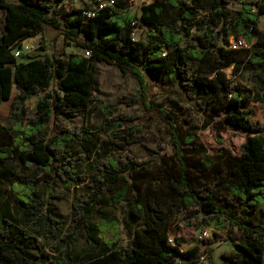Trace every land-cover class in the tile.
<instances>
[{"label":"trees","instance_id":"1","mask_svg":"<svg viewBox=\"0 0 264 264\" xmlns=\"http://www.w3.org/2000/svg\"><path fill=\"white\" fill-rule=\"evenodd\" d=\"M61 1L0 0V110L17 91L12 125L0 122V184L10 188L13 214L0 197V264H203L201 256L211 258V248L183 249L179 235L175 246L168 241L176 219L194 217L236 242L241 257L233 264H264V225L242 218L244 208L264 204V124L251 106L264 104V32L257 28L264 2L241 0L233 9L235 0H151L134 12L131 0H117L87 18L82 8L67 9ZM46 27L59 30L66 46L82 54L46 52ZM145 27L133 39L134 29ZM36 34L45 53L18 61L14 49ZM240 37L247 47L232 46ZM101 62L137 80L138 102L169 127L174 163L155 149L146 159L112 154L122 145L99 134L127 124L124 115L106 119V130L97 132L60 126L92 103ZM244 71L253 74L254 89L233 81ZM150 83L179 92L203 115L204 127L244 132L241 152L211 154L177 101L152 105ZM35 96V113L26 117L24 104ZM152 174L158 176L150 180ZM79 186L86 191L76 193L68 220L58 207L59 190ZM119 204L125 206L126 245L119 220L103 209ZM98 214L105 216L94 223ZM83 234L90 248L81 255L76 242Z\"/></svg>","mask_w":264,"mask_h":264},{"label":"rangeland","instance_id":"2","mask_svg":"<svg viewBox=\"0 0 264 264\" xmlns=\"http://www.w3.org/2000/svg\"><path fill=\"white\" fill-rule=\"evenodd\" d=\"M148 1L151 0H132L130 2V8L134 12H139L141 4ZM248 1L253 4L264 2V0ZM231 6L233 9H240L242 6L241 0H235ZM203 13L204 12H201V15ZM257 28L259 31L264 32V14L258 19ZM3 30L4 16L3 10L0 9V32H3ZM146 30V27L145 29H139L137 34L143 35ZM32 39L30 50L24 52L18 58V61H28L43 56L45 53L41 48V34H36ZM43 41L47 48L46 52L48 53H58L62 56H66L71 52L82 54V52L75 49V47L66 46L61 32L52 27H46L43 33ZM97 69L98 82L93 92L92 103L87 108H76L75 113L65 118L64 123L60 126L69 128L83 127L97 132V130H106L104 129V127H106L104 126L106 119L117 115H124L130 118L127 124L116 129H111L108 132L106 131V133L99 134L103 140L122 145L123 148L112 150V154L120 157L132 154L139 159H146L149 157L148 150L155 149L162 154L166 153L168 157L170 156V158L167 157V160L174 163V152L169 127L154 111L148 110L141 101L138 102L139 84L137 80L130 75H124L115 65L101 62L97 64ZM231 71V67L227 69L229 74ZM232 79L235 83H240L248 88L254 89V87H256L251 72L244 71L240 76H232ZM16 92L14 87L13 96ZM13 96L2 103L0 110V122L7 127L12 125L10 108ZM38 99L39 96H35L25 102L24 108L26 110V117H32L34 115ZM148 99L152 102V105L166 104V102H168L167 99L177 101L182 109L186 110V117L193 123L201 142L207 147L211 154L220 153L221 150L225 148L229 149L233 154H239L243 149V145L247 140V135L244 132L229 127L223 131H218L212 124L204 127L203 115L194 109L188 101L182 98L179 92H174L167 86L150 83L148 88ZM251 106H255L256 108L254 119L264 124V104L251 103ZM53 127L54 129L58 128V126L56 128V125H53ZM124 136L126 139H123ZM190 161L197 163L198 156L192 155ZM156 170L157 169H154V173ZM155 176H158V174H152V176L148 178L151 180ZM209 178L210 175L204 178L203 181ZM156 183H158V181H156ZM85 191L86 188L84 186H79L78 191L75 189L63 188L59 190V194L62 195V198L58 203V207L60 212L68 220L71 218V206L76 193H85ZM224 195L228 197L226 192ZM0 197L8 203L9 214L13 216L10 209L12 196L9 186L5 183L0 184ZM226 202L227 200H224L222 204L225 205ZM103 209L110 212L111 216H115L119 220L121 244L126 245L128 243V237L123 227L124 204L107 205ZM104 216V214L95 215L92 217V221L98 223ZM242 218L246 222L264 225V204L260 205L255 210L244 208L242 211ZM187 220H189V222L176 219L172 224L171 231L176 236L179 235L178 237H181L183 249L196 244H199L202 250L207 248L212 249L211 258H209V256L207 257L205 254L203 255V259L201 260L203 264H233L236 259L241 257L236 242L229 240L227 238V233L218 229L214 223L209 225H197V218H188ZM203 230H207V235L203 239L198 240L196 236ZM235 231L236 230H234V232ZM89 248L87 236L85 234L81 235L76 242V251L83 255L89 251Z\"/></svg>","mask_w":264,"mask_h":264},{"label":"built area","instance_id":"3","mask_svg":"<svg viewBox=\"0 0 264 264\" xmlns=\"http://www.w3.org/2000/svg\"><path fill=\"white\" fill-rule=\"evenodd\" d=\"M132 1V0H131ZM130 1V2H131ZM117 0H62L60 5L69 9V8H82L84 10V15L87 18H91L96 16L100 10H103L107 6H115ZM137 29H134L132 32L133 39H139V35L137 34ZM32 38H28L21 42V46L14 49V54L16 57H20L24 52L30 50L32 46ZM233 47H247L245 40L243 38L232 39L231 41ZM85 55H89V51H84ZM207 235V230L201 231L196 238L198 240L203 239ZM168 241L173 246L176 245V235L170 231L168 234ZM203 259V255L201 256V260Z\"/></svg>","mask_w":264,"mask_h":264},{"label":"crops","instance_id":"4","mask_svg":"<svg viewBox=\"0 0 264 264\" xmlns=\"http://www.w3.org/2000/svg\"><path fill=\"white\" fill-rule=\"evenodd\" d=\"M4 30H5V28H4ZM4 30H3V31H4ZM188 248H189V247H188ZM185 249H187V248H185Z\"/></svg>","mask_w":264,"mask_h":264}]
</instances>
